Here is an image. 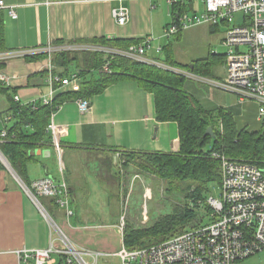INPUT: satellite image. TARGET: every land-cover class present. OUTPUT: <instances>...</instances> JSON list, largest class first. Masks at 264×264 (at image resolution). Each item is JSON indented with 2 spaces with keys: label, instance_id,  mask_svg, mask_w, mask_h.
I'll return each instance as SVG.
<instances>
[{
  "label": "crops",
  "instance_id": "crops-1",
  "mask_svg": "<svg viewBox=\"0 0 264 264\" xmlns=\"http://www.w3.org/2000/svg\"><path fill=\"white\" fill-rule=\"evenodd\" d=\"M1 1L6 7L13 8L16 18L9 16L8 9L0 10L3 38L0 54L43 49L50 45L56 48L54 43L58 41L79 45L80 42L102 38L141 41L152 37L155 46L164 48L163 29L172 21L171 10L164 0ZM189 4L194 9L193 1ZM119 7H126L130 12V20L124 26L117 25L112 17V11ZM218 29L219 26H208V33L215 34ZM170 39H167L169 45L166 46L173 50ZM86 46L96 48V45ZM210 55L192 60L190 65ZM146 56L155 61H165L164 51L158 54L151 49ZM103 59H106L104 54ZM47 60L44 57H26L0 62V73L9 77L8 89L12 96H18L20 104L37 101L48 94L51 83L45 69ZM71 67L68 76L77 75L79 79L67 87L60 88L57 84V95L80 93L82 79L78 76L79 70ZM55 71L57 75L63 72L62 69ZM174 72L179 73L178 70ZM99 73H102L101 70L90 71L87 78H96ZM212 73L214 79L197 77L187 72L185 76L187 79L192 76V82L187 83L186 80V91L206 110L222 108L229 111L237 125L238 121L243 120L239 107L254 104L257 109V104L239 103L234 95L213 85L225 76L224 61ZM78 99L82 98H73L63 103L52 115L49 123H53L54 133L47 130L51 143L30 151L34 160L27 164V176L30 186L45 177L64 180L70 190L73 216L67 220L63 211L51 203L50 198L40 197L44 209L77 247L107 254L106 257H115L114 254L123 246V232L118 228L119 216L106 220L103 214L111 201L121 205L118 197L120 178L113 174L116 168L119 170L117 153H177L178 127L174 122L156 121L153 94L143 91L133 81L113 83L102 93L86 98L90 101L86 113L79 112L76 103ZM7 106V99L0 95V129L5 125L1 123V117ZM9 120L4 121L7 126L11 125ZM3 167L0 169V264H18L16 251L47 248L52 229L25 195L11 171ZM135 174L141 176L140 173ZM105 178L109 180L108 187L102 186ZM144 190L145 187L143 190L141 188V194ZM153 219L150 216L147 222L141 220L140 223L147 224ZM127 222L131 223L129 218ZM51 264H59V257L52 256Z\"/></svg>",
  "mask_w": 264,
  "mask_h": 264
},
{
  "label": "built area",
  "instance_id": "built-area-1",
  "mask_svg": "<svg viewBox=\"0 0 264 264\" xmlns=\"http://www.w3.org/2000/svg\"><path fill=\"white\" fill-rule=\"evenodd\" d=\"M164 1L171 10L172 6L177 7L182 3L194 0ZM201 2V11L195 9H191L192 13L176 11L174 18L170 11L172 21L163 29L162 37L170 39L184 30L202 24L211 27L225 25L227 29L222 40V44L227 49L223 55L225 76L222 80L214 82L213 85L234 95L239 103L248 100L254 101L257 104V120L263 122L264 0H201ZM1 9H8L9 16L16 18L13 8L6 7L0 0ZM112 17L117 25L124 26L130 20V12L126 7H119L112 11ZM235 19L237 21L233 24ZM154 41L155 39L152 37L143 38L137 44L130 45L124 50L97 46L94 48L86 45H66L69 47L57 46L53 48L50 45L43 49H24L0 54V62L10 58L47 54L48 62L45 69L51 83L49 92L43 98L27 103L33 107L38 104L45 106L50 104L57 95V87L55 88L54 84H59L60 88L67 87L71 82L79 79L77 75L62 79L59 75L54 74V66L50 61L52 53L59 51L101 52L106 56L101 66V72L106 74L111 73L112 62L115 58L148 64L173 72L174 70L166 66L163 61H155L146 56L151 49H154L158 54L163 53V48L155 46ZM0 83L9 87V77L0 73ZM13 99L19 103L18 96L14 95ZM76 103L80 113H86L90 108L88 99H78ZM8 119L10 118L5 117L4 121ZM47 130L54 133L53 123H49ZM0 136L1 138L6 136L5 129L1 130ZM122 155V152L117 153L120 160L119 171H121L123 163ZM212 158L219 161L221 172L218 195H210L206 199V204L211 210L210 216L214 221L207 226L176 235L153 246L133 250H127L122 246L114 254L120 264H235L264 250V168L249 162L233 160L217 153H213ZM13 177L52 229L47 248L16 251L18 264H26L28 261H31L32 264H51L52 256L63 258V264H97L99 258L108 256L77 247L57 227L41 205L38 198H50L56 207L63 211L67 220L73 216L70 190L64 180L56 181L45 177L34 181L28 187L14 175ZM138 177L135 175L133 180ZM132 192V183L128 189H122L120 204L123 210L128 207ZM149 196L150 189L145 188L142 198L148 200ZM142 214L143 221H146V211L143 210ZM124 220L123 215L120 217L118 226L121 232L124 229Z\"/></svg>",
  "mask_w": 264,
  "mask_h": 264
},
{
  "label": "trees",
  "instance_id": "trees-1",
  "mask_svg": "<svg viewBox=\"0 0 264 264\" xmlns=\"http://www.w3.org/2000/svg\"><path fill=\"white\" fill-rule=\"evenodd\" d=\"M191 9V4L182 3L177 7L172 6L171 11L174 16L176 11L181 13ZM2 41L0 29V45ZM138 42L102 38L80 43L124 50ZM54 45L74 44L58 41ZM163 51L165 65L176 67L171 60L172 49L165 46ZM38 57L47 59L48 55L42 53L28 59ZM50 59L54 66L53 73H56V69L63 70L58 74L62 79L68 76L71 66L79 70L78 76L82 79L80 93H61L56 95L50 104L45 106L38 104L33 107L15 102L9 87L0 83V95L5 96L8 101L7 109L2 112L1 117V123L5 124L2 129L6 130V136L4 138L0 136V153L26 186L30 187L27 164L34 160L29 154L30 151L51 143V136L47 131L50 118L70 99L91 98L102 93L113 83L133 81L143 91L153 94L157 122L177 124L179 137L177 153L124 152L121 157L123 168L132 166L140 174L156 177L165 183L166 193L171 195L177 192L182 197V201L175 204L172 211L159 215L149 223L141 225L142 227H135L124 220L122 244L127 250L153 246L214 221L206 204L209 185H219L221 178L220 164L218 160L212 158L213 153L264 168V121L260 122L259 130L250 131L237 127L233 115L225 109L206 110L186 91V76L156 66L115 58L110 74L99 73L96 78L93 76L87 78L90 71L101 70L104 62L103 53L59 51L52 53ZM222 61L223 55L213 54L207 59L193 62L192 69L188 65H183V68L194 76L214 79L212 73L214 64ZM54 86L58 87L57 84ZM4 115L10 118V126L4 122ZM208 127L213 130V138L204 136ZM3 168L0 162V169ZM51 201L54 204L52 199ZM41 205L43 206L42 203ZM63 263L64 259L60 257L59 264Z\"/></svg>",
  "mask_w": 264,
  "mask_h": 264
},
{
  "label": "rangeland",
  "instance_id": "rangeland-1",
  "mask_svg": "<svg viewBox=\"0 0 264 264\" xmlns=\"http://www.w3.org/2000/svg\"><path fill=\"white\" fill-rule=\"evenodd\" d=\"M193 8L197 11H201V0H194ZM188 12L192 13L191 10ZM236 21L237 20L235 19L233 24H235ZM225 30V25H219L218 32L215 34L208 33V25L202 24L182 31L180 33L181 36H172L170 43L173 47V50L170 51V54L171 60L175 63L176 67L171 68L174 71L178 70L180 74L185 76L187 75V70L183 68V65H190L192 60L200 59L206 55H210L211 52L224 55L227 51L226 47L222 44V38L224 36ZM163 40V42H165L164 46L169 45L167 44V39ZM218 65H220V62H215L213 70H215ZM72 69L73 67H71V70ZM190 77L192 76L188 77L187 83L192 82ZM248 102L255 103L252 100H248L245 103ZM239 108L242 113L243 120L237 122V127L240 128L245 126L248 130L256 129L257 131L259 122L256 121V106L254 104L246 106L242 105ZM134 170L135 173H138L136 168L132 166L125 168L122 167V172L116 168L115 173L113 172V174H117V178H120L121 182L118 197L120 198V195H122V189H128L131 183L133 186V192L129 197V203L126 210H123L122 205H119V203L116 205L115 202L111 201L110 205L104 210L103 218L109 220L114 216H119L118 219L120 220V217L124 215L125 221H127V218H129L131 222L130 224L134 225L135 227H142L141 225H145L140 223L141 220H144V216L142 214L143 210L146 211L147 217H145V219L147 222L150 219V216L156 218L159 215H165L172 211L173 206L182 201V197L177 192H173L171 195L166 193L165 183L156 177L142 173L141 176L138 175L139 177L133 180V177L136 175L135 173L133 174ZM107 185L109 186V180L105 178L102 180V186L108 187ZM144 187L150 189V196L148 200H144V198L141 196V188L143 190ZM219 190L220 187L218 184H210L208 187V195L217 196ZM107 194L109 195V193ZM99 215L100 217L102 216L101 211ZM97 264H120V262L119 259L115 257H104L99 258ZM235 264H264V250Z\"/></svg>",
  "mask_w": 264,
  "mask_h": 264
},
{
  "label": "water",
  "instance_id": "water-1",
  "mask_svg": "<svg viewBox=\"0 0 264 264\" xmlns=\"http://www.w3.org/2000/svg\"><path fill=\"white\" fill-rule=\"evenodd\" d=\"M193 65H190V69H192ZM174 72V71H173ZM204 136H210V137H214L213 134V130L211 127H208L206 132L204 133ZM37 154H39L38 151H36ZM30 154V153H29ZM31 155V154H30ZM0 162L3 164V166H5L7 169H9L12 174L16 177V179L20 180L19 177L14 173V171L12 170V168L10 167L9 163L7 162V160L3 157V155L0 153ZM21 181V180H20Z\"/></svg>",
  "mask_w": 264,
  "mask_h": 264
}]
</instances>
